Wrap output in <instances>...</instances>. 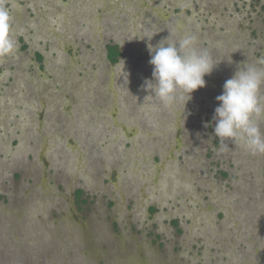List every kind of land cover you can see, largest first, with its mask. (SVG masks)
I'll return each instance as SVG.
<instances>
[{
  "label": "rangeland",
  "instance_id": "374dc122",
  "mask_svg": "<svg viewBox=\"0 0 264 264\" xmlns=\"http://www.w3.org/2000/svg\"><path fill=\"white\" fill-rule=\"evenodd\" d=\"M0 7L17 45L0 57V264H264V154L213 120L224 82L264 67V0ZM188 34L218 64L165 107L142 87L149 46Z\"/></svg>",
  "mask_w": 264,
  "mask_h": 264
},
{
  "label": "clouds",
  "instance_id": "9594fccd",
  "mask_svg": "<svg viewBox=\"0 0 264 264\" xmlns=\"http://www.w3.org/2000/svg\"><path fill=\"white\" fill-rule=\"evenodd\" d=\"M197 36L186 35L177 42H159L149 46L153 65L152 78L145 79L143 88L157 97L165 107L177 99V91L191 93L205 87V76L210 75L214 63L207 49L196 48ZM17 45L11 35V15L0 7V57L13 53ZM264 63V61H262ZM264 85V67L243 65L227 79L214 110V135L220 141L240 143L249 153L264 154V133L259 120L264 117V103L260 89Z\"/></svg>",
  "mask_w": 264,
  "mask_h": 264
},
{
  "label": "trees",
  "instance_id": "16d2710c",
  "mask_svg": "<svg viewBox=\"0 0 264 264\" xmlns=\"http://www.w3.org/2000/svg\"><path fill=\"white\" fill-rule=\"evenodd\" d=\"M107 50H108V56H109L111 61H114L115 59H117V57L120 53L117 45H107ZM81 194H82V191L77 190L76 197L79 198Z\"/></svg>",
  "mask_w": 264,
  "mask_h": 264
},
{
  "label": "flooded vegetation",
  "instance_id": "af4514ba",
  "mask_svg": "<svg viewBox=\"0 0 264 264\" xmlns=\"http://www.w3.org/2000/svg\"><path fill=\"white\" fill-rule=\"evenodd\" d=\"M251 2H253V0H251ZM256 7H257V4L255 5ZM256 7H254V9L256 8ZM118 47V46H117ZM119 50V49H118ZM120 51V50H119ZM106 52H107V56H108V50H107V47H106ZM121 55V51H120V53H119V55H118V57ZM118 57H117V59H118ZM108 59H110L109 58V56H108ZM257 66H258V61L256 60V59H254V61H253ZM78 199V198H77Z\"/></svg>",
  "mask_w": 264,
  "mask_h": 264
}]
</instances>
